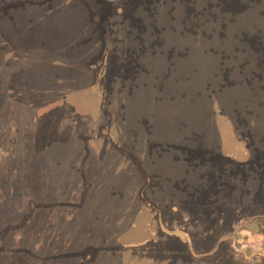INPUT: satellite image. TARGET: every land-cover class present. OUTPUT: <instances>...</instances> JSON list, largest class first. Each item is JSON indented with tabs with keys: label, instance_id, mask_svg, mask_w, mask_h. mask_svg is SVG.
<instances>
[{
	"label": "rangeland",
	"instance_id": "1",
	"mask_svg": "<svg viewBox=\"0 0 264 264\" xmlns=\"http://www.w3.org/2000/svg\"><path fill=\"white\" fill-rule=\"evenodd\" d=\"M261 205L264 0H0V264H264Z\"/></svg>",
	"mask_w": 264,
	"mask_h": 264
},
{
	"label": "trees",
	"instance_id": "2",
	"mask_svg": "<svg viewBox=\"0 0 264 264\" xmlns=\"http://www.w3.org/2000/svg\"><path fill=\"white\" fill-rule=\"evenodd\" d=\"M33 39H34V37L32 38V39H28V41H30V42H32L33 41ZM95 59V58H94ZM256 202V201H255ZM256 206H259L258 204L256 205ZM257 214V215H256ZM262 215H264V208L262 207V205H261V209H260V211H256V213H247L246 214V216L244 215V218H245V222H246V220H249L248 222H251L250 224H254V222L258 219L257 217H261ZM249 224V225H250ZM247 231H253V230H251V228L249 227L248 229H247ZM186 245V249L189 251V252H191V244H189V242L188 243H186L185 244Z\"/></svg>",
	"mask_w": 264,
	"mask_h": 264
}]
</instances>
